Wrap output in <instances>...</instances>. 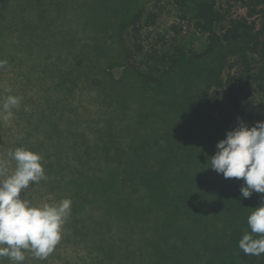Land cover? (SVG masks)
Returning a JSON list of instances; mask_svg holds the SVG:
<instances>
[{
    "label": "rangeland",
    "instance_id": "rangeland-1",
    "mask_svg": "<svg viewBox=\"0 0 264 264\" xmlns=\"http://www.w3.org/2000/svg\"><path fill=\"white\" fill-rule=\"evenodd\" d=\"M200 1L188 0L189 17ZM215 1L222 11L231 7L234 15L240 13L234 0ZM138 15L136 31L132 20ZM181 16L173 0L0 1V60L7 61L0 68V105L8 95L22 97L20 107L12 110L13 119H0V162L7 164V171L14 168L7 153L24 147L42 157L43 169L48 163L65 167L70 176L63 183L82 163L104 168L109 174L104 181L113 183L117 175L111 174L119 171V163L125 166L140 156L154 168L167 156L168 145L176 151L166 202L181 199L170 225L162 227L167 207L138 222L117 220L125 204L114 202L113 208L103 206L108 222L87 227L93 236L86 241L87 232L67 242L84 230L82 224L72 227L68 217L56 245L59 250L46 264H157L150 242L159 235L155 245L173 259L160 264H206L210 252L205 244L215 231L228 222H243L234 210L250 212L259 206L262 194L253 192L245 199L236 187L242 185L240 179H225L210 168L222 137L201 102L207 88L212 92L223 82V62L238 46L224 45L192 60L190 52L202 53L207 42ZM153 49L161 63L146 59L145 53ZM260 102L263 95L245 103ZM206 133L217 142L206 139ZM100 146L109 156L97 151ZM47 180L30 185L22 199L54 204L72 192L70 186L50 190ZM126 186L134 189L126 188L128 198H137L145 188L139 177ZM137 207L145 209L143 203ZM25 254L31 257L24 264H43L31 252Z\"/></svg>",
    "mask_w": 264,
    "mask_h": 264
},
{
    "label": "trees",
    "instance_id": "trees-1",
    "mask_svg": "<svg viewBox=\"0 0 264 264\" xmlns=\"http://www.w3.org/2000/svg\"><path fill=\"white\" fill-rule=\"evenodd\" d=\"M234 2L239 3L238 10L240 13L237 15L231 12V7L222 11L217 7L215 0H204L194 4L193 12L189 17L188 0H173L175 7L182 13L181 18L187 20L188 27L206 38L207 48L200 54L190 52L192 60L198 61L205 58L224 45L238 46L232 51V56L223 62L222 67L225 72L223 82L218 83L212 92L210 88H207L201 96L203 107L211 121L215 122V125L217 123L216 129L222 139L225 138L226 131L236 127L237 117H240L249 127L257 121L264 120L263 102L252 103L251 105L245 103L248 98L253 96L254 98L264 96V0H234ZM140 19L141 15H138L132 20V25L136 31H138L137 24ZM153 23L154 18H151V24ZM172 29L177 33L179 32L176 26ZM134 47L139 53L143 52V48L137 42H135ZM145 57L147 60L156 63L162 61L155 49L150 53H145ZM176 64L177 62L174 61L172 66ZM136 74L142 75L138 70H136ZM205 135L208 137L206 139H209V133ZM217 140V137L213 141L209 139L212 143H216ZM168 146L167 156L159 158V162L156 161L157 168L155 166L148 168L141 161L140 156L131 157L125 166L122 162L119 163V171L111 174L112 176L117 175L114 177L113 183L104 181V177L109 175L106 170H103L104 168L94 169L92 166H86L82 163L79 168L73 170L71 178L66 181V184L63 183L64 178L70 175L65 167L58 163L44 164L50 190L57 192V188L62 190L64 186H70L72 189L68 196H64V198L71 200V213L69 215L70 221L72 220L71 226L75 227L82 224V229H84L80 234L74 233L72 238L68 237L67 242L74 243L78 240L76 236L85 235L86 232L88 235H85L87 239L84 241L91 239L93 234L89 232L87 227L102 222L104 219L108 222L109 218L106 216L107 213L103 206L113 208L114 202L125 204V209L122 211L124 214H121V218L117 220H126L128 223L138 222L147 217L148 213H154V210L159 208L165 210L167 207L170 211L167 214H161L164 221L162 227L170 225L181 198L178 202L173 201L170 205L169 202H166L169 195L167 190L170 179L169 171L174 170L172 167L175 166L176 158L174 147ZM96 148L98 152H104L106 157L109 156L110 151L106 148L102 146ZM32 152L35 151L32 150ZM158 163L161 167L159 169ZM87 167H91V169L86 170ZM137 177L145 187L143 194L137 198L124 197L126 188L129 187L134 190L132 186H126V182H134ZM240 180L243 184V180ZM236 187L240 189L241 185L238 184ZM61 190L58 189V192ZM56 195L59 194L56 193ZM140 203L145 205L143 211L137 207ZM130 208L135 209L136 212L132 213ZM234 211L236 214L238 213L236 219L240 218L243 222L240 224L228 222L222 229L215 231L213 238L205 244L210 252L206 264H264V254L260 256L246 255L238 247L239 239L246 231H250L246 219L251 211L240 208ZM160 237L162 238V235L154 237L155 240L150 242L152 251L156 253L158 259L157 264L173 260L171 256L166 255L161 248L155 245V241H158L157 238ZM58 250L56 247L52 253ZM97 252L98 256L101 255L99 251ZM25 257L28 259L31 256L25 254ZM49 261L48 258L38 259V262L43 264ZM11 262L8 258H3V264H10ZM24 263L25 261L22 262V264Z\"/></svg>",
    "mask_w": 264,
    "mask_h": 264
},
{
    "label": "clouds",
    "instance_id": "clouds-1",
    "mask_svg": "<svg viewBox=\"0 0 264 264\" xmlns=\"http://www.w3.org/2000/svg\"><path fill=\"white\" fill-rule=\"evenodd\" d=\"M6 65V60H0V68ZM21 100L20 96L5 97L0 105V119H13L12 110L20 107ZM236 122V127L217 142L210 168L225 179H242L239 191L243 198H250L253 192L262 194L259 206L247 216L250 231L238 241L244 254L260 256L264 254V120L251 127L240 117ZM7 157L14 162V168L9 172L7 164L0 162V264L5 257L22 264L25 251L44 260L61 240L62 227L71 213V200L35 205L22 199L21 193L30 185L47 180L42 157L24 147L10 150Z\"/></svg>",
    "mask_w": 264,
    "mask_h": 264
}]
</instances>
